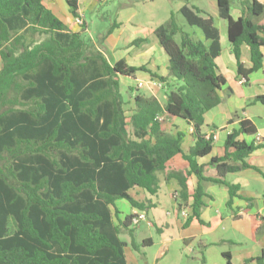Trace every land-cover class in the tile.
<instances>
[{"label":"trees","instance_id":"16d2710c","mask_svg":"<svg viewBox=\"0 0 264 264\" xmlns=\"http://www.w3.org/2000/svg\"><path fill=\"white\" fill-rule=\"evenodd\" d=\"M66 4L75 20L83 19L80 0ZM239 4L234 19L231 1L218 0L217 18L226 23L238 78L247 84L264 66V5L257 0ZM179 12L204 41L184 32L174 15L159 26L155 35L169 60L165 78L124 59L110 62L101 48L122 23L114 22L95 44L84 19L82 30L74 31L44 0H0V264H128L123 229L136 251L152 246L151 239L141 245L135 240V215L119 218L121 200L140 212L155 208L136 200L131 195L136 189L157 196L164 184L175 181L176 210L186 218L185 229L195 221L205 223L203 210L213 200L206 183L228 189L229 210L235 198H242L228 176L260 172L249 159L264 143L246 142L256 138L257 127L235 113L228 124L239 121V129L228 135L225 154L200 163L211 156L212 134L218 131L206 127V114L221 104L227 83L217 64L222 40L215 17L205 10L187 2ZM145 42L136 39L129 47ZM245 45L250 68L242 62ZM141 72L166 85V103L129 87L133 108L126 123L121 80ZM253 103L264 106V95ZM162 115L165 121L159 120ZM173 118L193 129L195 144L188 151L185 133L171 134L164 127ZM177 157L188 168L168 171ZM223 257L232 264L228 253ZM199 260L206 264L204 255ZM251 263L264 264V253L245 261Z\"/></svg>","mask_w":264,"mask_h":264},{"label":"crops","instance_id":"0c3cea01","mask_svg":"<svg viewBox=\"0 0 264 264\" xmlns=\"http://www.w3.org/2000/svg\"><path fill=\"white\" fill-rule=\"evenodd\" d=\"M105 1L107 0H101L103 3ZM242 1L245 0H239V3ZM257 1L264 5V0ZM64 2L66 3V0H44L45 5L56 15H58L61 9L63 10L62 6ZM87 2H90V4L85 6ZM94 4H98L97 1L80 0L81 14L88 26V33L92 38V30L86 20L85 14L95 8ZM125 15L127 16V13ZM132 20L133 18L128 17L124 22V26H126V23L131 24ZM261 23H264V17ZM223 26L225 27V25ZM155 30L148 36L145 35L142 38H138L146 39V42L136 47H129V45L124 48L118 45L114 47L115 49L119 48L116 51V55L119 58H115V62L124 59L129 65L136 67L147 66L148 70L152 73L165 78L169 77V60L159 44ZM224 34L223 32L221 33L223 50L217 64L219 72L225 77L227 83L220 92L221 104L207 113L205 117L206 127L215 126L218 128V131L213 132V134H216V140L215 148L211 156L207 159L200 160L201 164L209 162L214 157H220L225 154V142L228 135L233 130L239 129V121L231 125L228 124L235 113L241 114L243 119L251 120L257 127L258 135L256 138L246 137V142L264 143V128H260L250 115V111L256 108L257 105H260L254 104L253 100L258 96L264 95V66L260 71L249 76L247 84L241 85L237 75V61L231 53L229 42L228 44H224L225 40L228 41L226 31ZM113 35L105 42L107 48L109 47L110 39H113ZM242 62L246 68L252 66L250 50L246 45L242 48ZM139 74H143L144 76L138 77ZM135 80L145 83L150 88V91H152V94H147L157 97L163 105L165 104L159 97L158 80H154L150 74L144 72L137 73ZM162 87H164L166 94L168 88L166 85ZM164 127L171 134H177L178 132L185 133L186 136L183 141V149L185 151H188L194 146L193 129L182 120L170 119ZM206 131L208 135H211L212 131L210 129L207 128ZM258 136L261 139L260 141H257ZM249 164L258 167L261 171L257 172L253 169H247L228 176L229 181L240 187L239 196L243 198L234 199L233 210L227 208L229 199L228 189L225 186L206 183V191L213 197V200H208L209 206L203 210L202 219L205 223L200 224L195 221L187 229L183 227L186 218L177 213L175 204H173L172 211H166L163 204H161V198L172 201V195L179 189L175 181L164 184L157 196H151L142 189L133 190L131 195L140 202H151L155 206V208L147 213L148 223L150 222L160 232H164L165 230L163 229L165 227H172L177 233L178 238L182 239L188 246L186 248L189 251L192 253L197 251L199 255L205 256L206 264H221L222 260L223 262L225 261L223 257L224 253H228L231 256L232 264H245L246 260L254 259L264 253V146L250 157ZM187 168L188 164L181 157L175 158L168 165V171H181ZM190 184L193 187L195 180H191ZM257 185H261V189H257ZM118 204L119 201L117 202V207ZM124 207L125 211H121L118 207L121 213L119 216L121 220H124L128 215H136L138 213V210L133 209L128 202H126V206ZM235 215H239L241 218L236 219L234 217ZM221 227L224 232H220ZM227 234L231 236H227ZM224 244L229 247H216ZM194 245L197 247H192ZM169 252L170 248L164 247L161 256H166ZM126 257L127 263L129 264L127 249Z\"/></svg>","mask_w":264,"mask_h":264},{"label":"rangeland","instance_id":"374dc122","mask_svg":"<svg viewBox=\"0 0 264 264\" xmlns=\"http://www.w3.org/2000/svg\"><path fill=\"white\" fill-rule=\"evenodd\" d=\"M95 1L98 3L94 4L95 8L85 14L86 20L92 30L91 32L95 44H98L100 33L106 32L114 22L123 24L120 29L114 32L113 39H110L109 47L103 46L101 48L112 63L119 58V56L116 55V51H118L119 48L115 49L114 47L118 45L124 48L132 41L142 38L145 35L148 36L153 30L168 22L172 15H174L176 23L184 32L191 34L196 40L204 41L201 31L198 28L190 27L179 12L187 2L205 10L209 15L214 16L216 27L220 29V33H225L223 25H226V23L217 18L218 0H107L104 3L101 2V0ZM230 1L231 15L234 19H237L240 15L239 10L241 9L239 2L238 0ZM88 4H90V2H87L85 6H88ZM62 8L63 10L61 9L57 16L63 22H66L72 30L81 31L82 29L76 24L75 19L69 14V9L65 2ZM125 13H127L128 17L133 18L132 23H126V26H124V22L128 17ZM179 37L180 36H178L177 40ZM224 44H228V41L225 40ZM1 66L2 61L0 58V67ZM143 76V74L138 75V77ZM137 82L138 81L133 78L124 77L121 80V94L126 123L129 121L133 108V105L130 104L132 103V95L129 91V87L136 88L138 86ZM157 87L160 91V99L163 103H166L164 87H162V89L158 85ZM140 89L146 93L152 94V91H150V88L147 86ZM250 115L260 128H264L263 105H257L256 108L250 111ZM3 166L4 165L0 163V169H2ZM256 188L261 189V185H257ZM161 204H163L166 211H172L173 204H175L174 195H172V201L161 198ZM124 206H126V201H119L118 207L121 211H125ZM134 230V237L139 245L146 239H151L153 243L150 247L143 248V246H140L139 251H136L131 245L132 239L129 232L123 229L121 240L128 245L127 254L129 264H201L199 259L202 255H199L197 251H195V253L189 251L186 248L188 246L182 239L178 238L177 233L172 227H165L163 229L165 231H161V233L155 226L147 221L142 222L140 226L136 227ZM220 232H224L222 227L220 228ZM227 236L231 235L227 234ZM164 247H169L170 252L166 256H161ZM192 247L197 246L194 245ZM216 247L229 246L224 244ZM217 262L219 261L217 260ZM221 264H226V262L222 260Z\"/></svg>","mask_w":264,"mask_h":264},{"label":"built area","instance_id":"2783aa9c","mask_svg":"<svg viewBox=\"0 0 264 264\" xmlns=\"http://www.w3.org/2000/svg\"><path fill=\"white\" fill-rule=\"evenodd\" d=\"M75 22H76V24L80 27V26H82L83 25V19L82 18H77L76 20H75ZM239 83L241 84V85H244V84H246V81L244 80V79H240V81H239ZM137 84H138V87H140V88H145V86H146V84L145 83H143L142 81H138L137 82ZM158 86L159 87H162V84L159 82L158 83ZM159 120L160 121H165L166 120V118H165V116H160V118H159ZM211 135H208V137H210ZM212 137H213V140H214V142H215V140H216V134H213L212 135ZM261 139H260V137L258 136L257 137V141H260ZM176 195H177V193H176ZM182 215L183 216H186V213H182ZM148 221V215H147V212H145V211H142V212H140V211H138V213L133 217V219H132V221H131V227L132 228H136V227H138V226H140V224L142 223V222H147Z\"/></svg>","mask_w":264,"mask_h":264}]
</instances>
